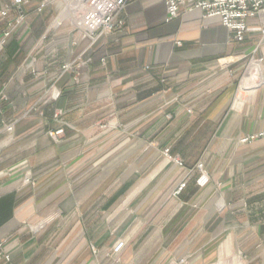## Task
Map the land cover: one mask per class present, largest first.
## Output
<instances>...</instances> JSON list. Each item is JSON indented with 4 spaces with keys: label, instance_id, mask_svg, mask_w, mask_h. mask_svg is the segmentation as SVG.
Segmentation results:
<instances>
[{
    "label": "crops",
    "instance_id": "obj_1",
    "mask_svg": "<svg viewBox=\"0 0 264 264\" xmlns=\"http://www.w3.org/2000/svg\"><path fill=\"white\" fill-rule=\"evenodd\" d=\"M40 3L0 17V264H264V12L239 41L164 0L102 35Z\"/></svg>",
    "mask_w": 264,
    "mask_h": 264
},
{
    "label": "built area",
    "instance_id": "obj_2",
    "mask_svg": "<svg viewBox=\"0 0 264 264\" xmlns=\"http://www.w3.org/2000/svg\"><path fill=\"white\" fill-rule=\"evenodd\" d=\"M51 0H41L39 11L46 7ZM168 18L172 20L178 18L182 12H190L195 9H201L204 17L218 16L222 19L223 24L231 30L237 40L244 39L245 32L248 28L247 20L264 12V0H164ZM28 0H13L12 6L0 9V17H6L12 10H16L19 15L17 21L20 22L25 18L24 5ZM129 0H80L79 26L86 28L92 33L102 35L114 31L122 30L125 25L123 12ZM60 24V20H57ZM10 30L6 31L4 38L10 35ZM264 33V31H263ZM4 40V39H3ZM4 42V41H3ZM257 64V86L264 91V51L259 57H252L251 63ZM251 66V65H250ZM69 64H65L64 68H69ZM5 130L12 131L13 125L8 124ZM63 129L52 132L53 138H58L63 133ZM264 137V130L242 138L243 142H252L256 139ZM182 164V163H181ZM202 169V164L199 165ZM209 180L208 175L203 174L200 178L202 185ZM184 184L180 187L182 189Z\"/></svg>",
    "mask_w": 264,
    "mask_h": 264
},
{
    "label": "rangeland",
    "instance_id": "obj_3",
    "mask_svg": "<svg viewBox=\"0 0 264 264\" xmlns=\"http://www.w3.org/2000/svg\"><path fill=\"white\" fill-rule=\"evenodd\" d=\"M251 59H252V58H250V60H249V64H248V69H249V73H250V74L248 75L249 78L251 77V73H252L251 68H252L253 65H254V63H253V64H250V63H251ZM250 65H251V66H250ZM255 79H256V78H255ZM255 79H254V80H255ZM1 98H2V96L0 95V99H1ZM57 115H59V113H58ZM8 124H12V125H13V123H7V124H4V127L0 128V132H1L3 129H5V126L8 125ZM13 128H14V125H13ZM63 130H64V129H63ZM51 133H52V132H50V136L52 137ZM63 133H64V131H63ZM63 133H62V134H63ZM62 134L59 135L58 138H56V139H59L60 136H62ZM251 135H253V134H251ZM249 136H250V135H249ZM167 151H168V150H166V153H168ZM177 162H178L179 165H183V162H182V161L178 160ZM181 163H182V164H181ZM200 164H201V163H200ZM200 164L197 165V169H199L200 172H201L200 176H199L198 179H197V183H198L200 186H205V185L209 182V180H208V182H207L206 184H204V185H202V184L200 183V178L202 177L203 174H205L204 171H203V165H202V169L199 168V165H200ZM208 177H209V176H208ZM183 184H184L183 188L180 189V187H181ZM185 186H186V181L181 182L180 185L178 186L177 190H176V193L182 191V190L185 188ZM124 247H125V242H124L123 240H119V241H118V242H117V243L111 248V250H110V255H111V256H112V255L116 256V255L120 254L121 251L124 249ZM95 252H96V250H95ZM7 259H9L8 256H7Z\"/></svg>",
    "mask_w": 264,
    "mask_h": 264
},
{
    "label": "bare ground",
    "instance_id": "obj_4",
    "mask_svg": "<svg viewBox=\"0 0 264 264\" xmlns=\"http://www.w3.org/2000/svg\"><path fill=\"white\" fill-rule=\"evenodd\" d=\"M256 69H258V68H257V64L254 63L253 67L251 68V71H252V73H251V78H254V79L257 78V76H256V73H257L256 71H257V70H256Z\"/></svg>",
    "mask_w": 264,
    "mask_h": 264
}]
</instances>
